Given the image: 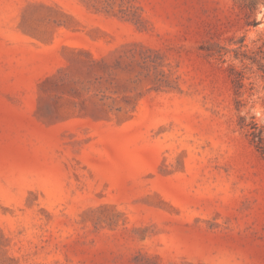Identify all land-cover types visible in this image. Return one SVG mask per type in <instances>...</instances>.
Returning <instances> with one entry per match:
<instances>
[{
  "label": "rangeland",
  "instance_id": "374dc122",
  "mask_svg": "<svg viewBox=\"0 0 264 264\" xmlns=\"http://www.w3.org/2000/svg\"><path fill=\"white\" fill-rule=\"evenodd\" d=\"M0 264H264V0H0Z\"/></svg>",
  "mask_w": 264,
  "mask_h": 264
},
{
  "label": "trees",
  "instance_id": "16d2710c",
  "mask_svg": "<svg viewBox=\"0 0 264 264\" xmlns=\"http://www.w3.org/2000/svg\"><path fill=\"white\" fill-rule=\"evenodd\" d=\"M241 127H248L250 129L249 136L251 137V141L255 143L257 146L262 144L263 137H262V131L257 129V126L253 123H249L247 125H241ZM261 148V147H259Z\"/></svg>",
  "mask_w": 264,
  "mask_h": 264
}]
</instances>
